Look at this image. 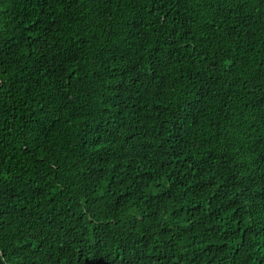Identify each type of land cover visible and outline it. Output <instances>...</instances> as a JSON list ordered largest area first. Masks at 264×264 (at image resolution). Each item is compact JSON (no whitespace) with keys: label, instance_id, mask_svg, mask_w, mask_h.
Listing matches in <instances>:
<instances>
[{"label":"trees","instance_id":"obj_1","mask_svg":"<svg viewBox=\"0 0 264 264\" xmlns=\"http://www.w3.org/2000/svg\"><path fill=\"white\" fill-rule=\"evenodd\" d=\"M0 264H264V0H0Z\"/></svg>","mask_w":264,"mask_h":264}]
</instances>
